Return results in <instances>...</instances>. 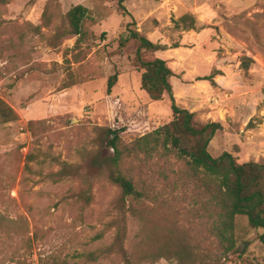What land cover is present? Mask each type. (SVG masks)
Here are the masks:
<instances>
[{
	"label": "rangeland",
	"instance_id": "374dc122",
	"mask_svg": "<svg viewBox=\"0 0 264 264\" xmlns=\"http://www.w3.org/2000/svg\"><path fill=\"white\" fill-rule=\"evenodd\" d=\"M78 5L90 10L80 44L67 19ZM125 6L129 15L117 0L0 5V99L18 116L9 123L0 118V264L54 257L64 264H126L117 255L97 262L85 257L111 245L115 232L106 226L122 203L120 189L99 170L90 172L89 162L100 148L101 128L122 129L120 148L127 149L174 118L168 97L153 102L141 88L139 43L125 41L131 30L167 47L157 56L174 71L177 105L199 123H222L211 155L264 163V0H126ZM187 15L196 18L195 30L183 28ZM245 57L253 61L249 69L242 66ZM104 146L100 157L108 159L113 151ZM31 154L36 158L29 162ZM63 162L80 165L81 177L54 182L50 175ZM120 169L143 194L126 201L143 217L128 214L126 249L140 254L141 234L156 249L176 231L194 248L196 264H264V231L246 219H239L245 237L237 248L221 246L217 202L175 156L126 151ZM81 191L93 196L90 206L74 197Z\"/></svg>",
	"mask_w": 264,
	"mask_h": 264
},
{
	"label": "trees",
	"instance_id": "16d2710c",
	"mask_svg": "<svg viewBox=\"0 0 264 264\" xmlns=\"http://www.w3.org/2000/svg\"><path fill=\"white\" fill-rule=\"evenodd\" d=\"M10 0H0V5H6ZM126 0H117L119 8L125 15H129L125 6ZM90 10L82 5L72 8L67 13L70 34L78 37L77 44L81 43L83 35V21ZM183 28L191 31L196 29L197 20L191 15L181 19ZM126 42L135 40L139 43L135 62L141 69V88L153 102H162L166 97L171 102L173 121L159 129L146 134L127 149H121L122 129L109 127L100 129V148L94 153L89 162L90 172L95 169L97 174L106 175L107 180L120 189L121 205L118 216L110 221L106 228L114 230V239L111 245L104 246L85 254L91 262L107 259L113 255L121 257L126 264L156 263L166 259L176 264H196L198 257L192 245L176 231L166 239L164 246L148 249L142 235L141 242L145 245L143 251L137 252L126 249L128 240L129 221L128 214L143 217L132 205L127 207L126 201H137L143 194L134 186L133 182L125 177L120 167L126 151L131 154L160 156L163 158L176 157L184 163L186 176L207 188L220 208V221L215 228L216 236L221 246L227 252H233L238 243L244 239V231L239 219H246L252 229L264 231V163H240L237 158L225 152L215 158L209 152V146L217 132L222 130L221 122L199 123L195 120V113L181 108L176 103L174 87L171 82L175 76L167 61L158 57L159 52L167 50L165 45L154 43L138 31H129ZM252 59L243 58L242 66L249 69ZM118 81V74L108 81V92L111 93ZM69 86L65 87L68 88ZM0 118L2 122L9 123L18 120V116L3 100L0 99ZM113 151L108 159H101L103 145ZM104 146V147H105ZM34 155L28 156V161L35 160ZM83 168L80 165L61 163V169L51 173L50 178L58 183L65 179L81 177ZM92 170V171H91ZM77 201L88 207L93 202V196L81 191L74 196ZM142 232V231H141ZM104 238V232L96 235L95 240ZM264 246V232L259 237ZM142 244V243H140ZM42 264H64L63 261L53 258Z\"/></svg>",
	"mask_w": 264,
	"mask_h": 264
}]
</instances>
